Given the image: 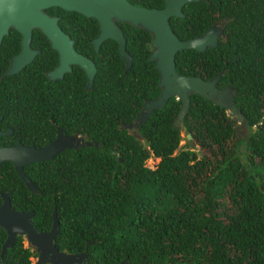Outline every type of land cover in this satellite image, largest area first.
<instances>
[{
	"label": "trees",
	"instance_id": "16d2710c",
	"mask_svg": "<svg viewBox=\"0 0 264 264\" xmlns=\"http://www.w3.org/2000/svg\"><path fill=\"white\" fill-rule=\"evenodd\" d=\"M60 9L73 45L96 70L86 87L76 63L54 80L40 69V126L53 135L59 125L91 143L32 162L28 172L46 193L35 206L36 227L49 226L54 203V243L84 249L89 264H264V0H191L182 5L183 15L168 17L180 38L222 19L216 43L178 49L175 69L204 78L220 71L216 84L231 86L244 115L235 123L222 105L191 91L182 118L189 138L172 123L180 106L174 95L150 111L138 136L124 126L160 89L158 71L146 58L150 32L117 20L132 55L125 68L113 38L93 48L96 18ZM150 154L158 156L153 166L144 162ZM30 253L16 242L0 264H29Z\"/></svg>",
	"mask_w": 264,
	"mask_h": 264
},
{
	"label": "water",
	"instance_id": "95a60500",
	"mask_svg": "<svg viewBox=\"0 0 264 264\" xmlns=\"http://www.w3.org/2000/svg\"><path fill=\"white\" fill-rule=\"evenodd\" d=\"M187 1L191 0H163L161 6L136 4L129 0H33V4L35 7L56 4L96 18L98 31L90 39L93 48L97 50L104 38H113L116 41L117 54L123 58L125 68L130 66L132 55L126 49L125 35L117 20H125L148 30L151 34V49L146 58L153 60V66L158 71L157 84L160 89L155 96L142 100L135 117L127 123L130 124L134 120L136 125L139 126L153 108L161 106L170 95H174L180 99V106L172 123L175 126H180V130L184 131L185 137L189 138L191 134L185 130L182 118L187 110L188 93L191 91L222 105L235 123L243 121L244 115L234 103L231 86L228 84L218 86L216 84L220 71L204 78L199 74L182 73L175 69L174 55L178 49L192 47L202 50L207 45H214L222 31V25L217 23L218 19H215L201 33L180 38L171 28L168 17L170 15H183L182 5ZM33 14L30 19H20L22 22H27L25 27L19 24L20 21L14 20L16 26L26 28V31H24L22 38V47L12 57L7 72L16 70L29 61L34 54L35 51L27 47V39L29 37V25L35 24L47 35L51 46L58 53L56 65L46 71L48 77L60 76L64 70L70 69L72 63H76L83 69L86 77L85 86L89 87L96 70L94 60L75 48L73 38L69 37L59 26L56 16L48 15L41 8L40 10H34ZM71 138L72 135L62 134L58 128L57 135L41 146H0V160L2 158H11L16 171L32 188L33 184L22 171V165L27 161L40 160L52 156L62 146L67 145L68 142L66 141ZM62 139L65 141H62ZM78 141L79 138H76L75 143ZM81 143L89 144L91 140L83 139ZM94 143L96 144V142ZM240 147L243 148V145L240 144ZM5 203L4 201L3 204ZM3 204L0 206V224L5 227L7 235L1 245V250L12 243L15 231H18L23 232L26 238L39 251L35 264H44L45 262L50 264H89L85 258L86 251L84 249L65 252L59 249L52 241L59 224L55 207L52 209V221L49 228L37 229L30 221L31 210H5ZM116 264H123V262Z\"/></svg>",
	"mask_w": 264,
	"mask_h": 264
},
{
	"label": "flooded vegetation",
	"instance_id": "af4514ba",
	"mask_svg": "<svg viewBox=\"0 0 264 264\" xmlns=\"http://www.w3.org/2000/svg\"><path fill=\"white\" fill-rule=\"evenodd\" d=\"M129 1L136 4H142L136 0ZM60 7L62 6L56 4L35 7L33 0H0V146H41L57 135L58 128L62 134L72 135V138L69 139V141H66L68 144L61 148L78 146L84 139L83 135L78 132H64L59 125H56L55 133L53 135H50V131H47L44 127L40 126V121H42V119L40 120L39 117V91L40 81L44 80L40 75L39 70L41 69L43 71L47 79L54 80L62 77L66 72L70 71L73 63L71 64L70 69L64 70L60 76L53 78L48 77L46 71L51 69L58 62V53L56 49L51 46L49 38L38 25L30 24L28 27L29 37L27 39V47L30 50L35 51L31 59L22 64L16 70L7 72L12 57L22 47V38L24 31H26V28L15 25V19L17 21H20V19H30L34 15V10H40L41 8V10L48 15L56 16L59 26L69 35V37L73 38L70 31L65 29L61 24V21L68 17L63 15V11ZM217 23H221L222 25V19H218ZM19 24H22L23 27H25L27 22L20 21ZM64 25H66V23H64ZM44 111L45 113L51 112L50 109ZM76 138H79L77 143H75ZM62 141L65 140L62 139ZM44 159L46 158L27 161L21 167L22 171L31 180L33 184L32 188L28 186L25 180L16 171L11 158H2L0 160V206L5 201L6 203L3 204L5 210H31L29 215L30 221L37 229H48L51 222L47 228L36 227L34 220L32 219L35 212V206L40 207V202H43L39 195L42 194V197H44L46 193L39 187L35 177H32L34 175L32 173L30 175L28 170L29 168H34L32 162L42 161ZM11 167L14 169V172L9 171ZM24 186L26 188H24ZM53 207H55L54 203L51 208V215ZM6 235L5 227L0 224V259L5 255V250L10 248L16 242H19L21 247L26 246L30 249L32 253H30L29 256L34 254L37 257L39 251L30 240L26 238L23 232L18 231H15L12 243L1 250V245L4 242ZM24 239H26L27 244L24 243ZM53 239L54 235L52 241ZM61 250L70 252V250L65 248ZM44 264L50 263L45 262Z\"/></svg>",
	"mask_w": 264,
	"mask_h": 264
},
{
	"label": "rangeland",
	"instance_id": "374dc122",
	"mask_svg": "<svg viewBox=\"0 0 264 264\" xmlns=\"http://www.w3.org/2000/svg\"><path fill=\"white\" fill-rule=\"evenodd\" d=\"M219 24V23H218ZM221 24V23H220ZM242 122H238V124H240ZM125 127H127L130 131H132L133 133H135L137 136L139 135L138 133V126L136 125V123L134 122V120L132 121V123H125L124 124ZM181 134L184 135V131L183 130H180ZM185 141H186V138L182 137L180 140H179V144L181 145H184L185 144ZM190 145H194V147L197 149L198 152H200V148H199V145L195 142H192L190 141L189 144ZM158 160V156H155L153 154H150L148 157L145 158V163L150 165V166H153L155 164V162ZM25 244H27L26 242V239L23 240ZM36 256L34 254L30 255L29 256V264H35V261H36Z\"/></svg>",
	"mask_w": 264,
	"mask_h": 264
}]
</instances>
